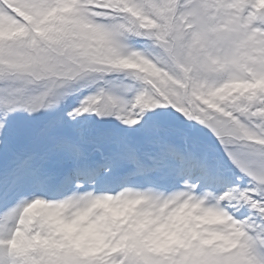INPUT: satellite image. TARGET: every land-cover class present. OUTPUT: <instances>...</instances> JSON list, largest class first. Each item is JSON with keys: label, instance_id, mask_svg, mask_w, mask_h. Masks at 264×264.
<instances>
[{"label": "snow or ice", "instance_id": "1", "mask_svg": "<svg viewBox=\"0 0 264 264\" xmlns=\"http://www.w3.org/2000/svg\"><path fill=\"white\" fill-rule=\"evenodd\" d=\"M0 264H264V0H0Z\"/></svg>", "mask_w": 264, "mask_h": 264}]
</instances>
